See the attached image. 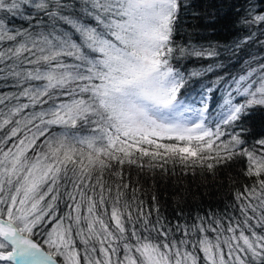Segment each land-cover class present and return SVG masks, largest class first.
I'll use <instances>...</instances> for the list:
<instances>
[{"label": "snow or ice", "instance_id": "snow-or-ice-1", "mask_svg": "<svg viewBox=\"0 0 264 264\" xmlns=\"http://www.w3.org/2000/svg\"><path fill=\"white\" fill-rule=\"evenodd\" d=\"M190 7L0 0V264H264V0L205 16L235 15L246 34L224 44L182 27ZM189 176L227 181L232 211L146 204L141 177L179 205Z\"/></svg>", "mask_w": 264, "mask_h": 264}, {"label": "trees", "instance_id": "trees-1", "mask_svg": "<svg viewBox=\"0 0 264 264\" xmlns=\"http://www.w3.org/2000/svg\"><path fill=\"white\" fill-rule=\"evenodd\" d=\"M246 0H190L191 7L182 10L181 25L187 32H192L199 29L201 37L199 42H206L207 40L219 41L220 43H230L232 40L237 39L246 33L235 25V15H230L227 18H221L216 24V27L208 30L205 24V16L216 10L221 4L224 5V10L228 11V6L235 3L242 5ZM192 12L200 13L199 18H195L191 15ZM178 39L183 42L187 39L186 34H182ZM258 39H264L258 34ZM195 41V38H194ZM251 51L264 55V51H261L258 45H252ZM246 58V57H245ZM210 61H198L190 60L185 62L186 68H198L206 66ZM240 61H237L233 67L235 71L239 67ZM215 74H209L204 79H212ZM8 89L0 88V91H7ZM252 123L259 131L261 127H264V113H257L252 120ZM245 167V161L240 160L228 171L233 177L236 178V183L232 187H240L241 184L247 183V180L242 174V169ZM133 175L136 174L135 169L132 170ZM142 185V196L146 204L152 206V195L156 196V203L159 205L160 212L168 218V220L175 221L180 219L177 216L178 211H183L185 215L191 216L199 212L200 214H206L210 209L215 212L232 211L228 205L233 203L231 195V189L227 185V181L223 185L217 184L215 186L211 184H201L199 178L193 180L191 176L185 178L184 183L187 186L189 192L187 199L182 204H177L175 200L176 187L171 180L160 179L157 177L155 182L140 178Z\"/></svg>", "mask_w": 264, "mask_h": 264}]
</instances>
